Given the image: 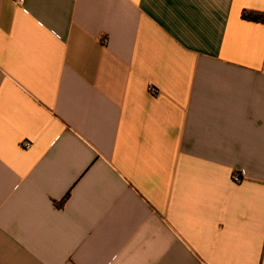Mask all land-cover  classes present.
I'll return each instance as SVG.
<instances>
[{
  "label": "crops",
  "instance_id": "obj_1",
  "mask_svg": "<svg viewBox=\"0 0 264 264\" xmlns=\"http://www.w3.org/2000/svg\"><path fill=\"white\" fill-rule=\"evenodd\" d=\"M244 10L264 0H0V264H264Z\"/></svg>",
  "mask_w": 264,
  "mask_h": 264
},
{
  "label": "trees",
  "instance_id": "obj_2",
  "mask_svg": "<svg viewBox=\"0 0 264 264\" xmlns=\"http://www.w3.org/2000/svg\"><path fill=\"white\" fill-rule=\"evenodd\" d=\"M242 18L251 20V21H256V22H264V14L259 13V12H254V11L244 10L242 12ZM69 196H70V193H67L66 196L61 200L59 204L63 205L66 202V200L69 198Z\"/></svg>",
  "mask_w": 264,
  "mask_h": 264
},
{
  "label": "built area",
  "instance_id": "obj_3",
  "mask_svg": "<svg viewBox=\"0 0 264 264\" xmlns=\"http://www.w3.org/2000/svg\"><path fill=\"white\" fill-rule=\"evenodd\" d=\"M13 1L22 4V3H24L25 0H13ZM148 90L151 94H154V95H156L158 93V90L152 85L149 86ZM233 180H234V182H240L242 180V178L235 175V176H233Z\"/></svg>",
  "mask_w": 264,
  "mask_h": 264
}]
</instances>
